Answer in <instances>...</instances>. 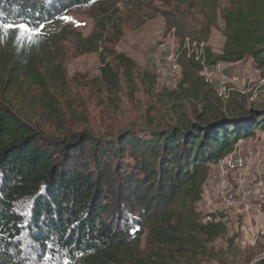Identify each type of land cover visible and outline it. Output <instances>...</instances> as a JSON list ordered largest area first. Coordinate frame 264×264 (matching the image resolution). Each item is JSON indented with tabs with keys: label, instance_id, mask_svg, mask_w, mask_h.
I'll use <instances>...</instances> for the list:
<instances>
[{
	"label": "trees",
	"instance_id": "16d2710c",
	"mask_svg": "<svg viewBox=\"0 0 264 264\" xmlns=\"http://www.w3.org/2000/svg\"><path fill=\"white\" fill-rule=\"evenodd\" d=\"M107 1L0 0V264H201L212 255L210 245L228 233L224 215L204 214L197 204L210 164L264 130V108L229 106L224 114L216 94L214 105L206 102L204 113L186 124L130 127L101 137L87 130L48 133L8 102L24 81L39 83L46 90L38 97L40 116L50 124L61 119L47 85L64 86L58 55L69 37L78 53L103 55L104 86L121 90L120 72L106 56L126 75L134 61L106 44L123 36L122 23L100 19L86 37L62 24L69 11ZM159 1L180 40L209 42L213 30L222 32L220 52L206 47L209 65L248 61L264 76V0ZM179 62L181 78L167 96L204 93L208 100L215 89L201 64L185 56Z\"/></svg>",
	"mask_w": 264,
	"mask_h": 264
},
{
	"label": "rangeland",
	"instance_id": "374dc122",
	"mask_svg": "<svg viewBox=\"0 0 264 264\" xmlns=\"http://www.w3.org/2000/svg\"><path fill=\"white\" fill-rule=\"evenodd\" d=\"M104 9L107 12L104 13ZM163 9L166 7L159 0H109L75 8L64 16L63 26L81 33L82 37L93 32L100 19L111 17L122 23L123 36L114 44H106L108 48H114V51L124 53L134 61L133 68L126 75L112 55L106 56L114 70L120 72L122 82L119 92L107 90L104 86L101 74L103 55L96 52L78 53L76 40L69 37L60 43L58 55V65H61L59 74L64 86L60 87L55 82L47 85L60 103L61 119L50 124L45 122L46 117L40 116L42 107L37 104L38 97L46 90L39 83L30 87V83L24 81L21 88L8 95V102L11 100L21 116H33L36 122L43 123L48 133L57 135L87 130L106 137L130 127L186 124L198 119L205 111L206 102L212 105L216 102L215 91L207 96L208 100L203 99L204 93L197 97L179 94L171 99L167 96L168 92L177 86L152 64L160 43L170 32L175 31L174 27H167ZM2 33L4 31H0V37ZM5 37L8 42L7 33ZM223 38L221 31L213 30L210 41L206 43L218 52L221 51ZM175 50L180 51L177 42ZM224 68H221L224 74L237 72ZM249 69L252 70L251 67ZM223 78H216L213 85L215 89L219 90L223 85ZM228 85L234 91L228 99L220 98L218 104L223 107L224 114H227L226 108L229 106L264 108V85L248 81L231 82ZM31 101L35 103L34 107H29ZM251 150L257 151V156L247 166L250 176L244 187L238 173L230 174V188L235 198L233 205L227 206L220 198L214 176L218 175L222 160L237 155L247 156ZM210 168L207 188H204L203 198L197 208L204 214L217 212L224 215L221 219L227 224L228 233L210 245L212 255L204 257L201 264H255L264 260V130L258 129L254 135L238 140L223 158L210 164ZM244 189H252L253 192L244 195Z\"/></svg>",
	"mask_w": 264,
	"mask_h": 264
},
{
	"label": "built area",
	"instance_id": "2783aa9c",
	"mask_svg": "<svg viewBox=\"0 0 264 264\" xmlns=\"http://www.w3.org/2000/svg\"><path fill=\"white\" fill-rule=\"evenodd\" d=\"M180 46V51L175 50V43ZM206 47L207 43L204 41H198L187 36L183 40H180L176 32L173 30L169 35L159 45V49L155 54L152 64L163 74H165L168 79L170 77V82L176 85L182 75V68L179 62L180 57L185 56L187 58H192L201 64V75L204 77L205 82L215 86V80L218 77H224V83L219 90L215 89L216 94L221 99H228L234 88L229 86L231 82L248 81L249 83H258L259 85H264V76L259 72H255L246 66L238 69L237 72L233 74H224L221 68L225 63H218L215 65H209L206 60ZM225 68H229L228 66ZM224 68V69H225ZM241 74V76H240ZM235 84V83H232ZM213 86V87H214ZM256 152L251 150L249 155H237L231 158H225L220 164V171L218 175L214 176L217 180L219 187V195L223 200L224 204L227 206H232L234 203L235 195L232 193L230 188V174L238 173L240 176V182L242 187L247 182L250 173L247 171V166L256 159ZM204 188H207L205 183ZM252 189H244V195H251ZM206 220H210L208 217ZM264 233V231H263Z\"/></svg>",
	"mask_w": 264,
	"mask_h": 264
},
{
	"label": "crops",
	"instance_id": "0c3cea01",
	"mask_svg": "<svg viewBox=\"0 0 264 264\" xmlns=\"http://www.w3.org/2000/svg\"><path fill=\"white\" fill-rule=\"evenodd\" d=\"M212 39H214V36L212 37ZM223 39H224V38H223ZM211 42H212V41H211ZM222 43L224 44V41H223ZM222 47H223V45L221 46L220 49H222ZM218 52H220V51H218ZM225 66H228L229 68H231V69H235V70H238V69L242 68L243 66H246L247 68L251 67L253 71L258 72V70L255 69V68L252 66L251 62H248V63H245V62H244V63L236 64V65H229V64H226Z\"/></svg>",
	"mask_w": 264,
	"mask_h": 264
},
{
	"label": "snow or ice",
	"instance_id": "6c2138e0",
	"mask_svg": "<svg viewBox=\"0 0 264 264\" xmlns=\"http://www.w3.org/2000/svg\"><path fill=\"white\" fill-rule=\"evenodd\" d=\"M65 19H67V18H65ZM5 27H23V28H27V26L26 25H5ZM28 30H30V29H28Z\"/></svg>",
	"mask_w": 264,
	"mask_h": 264
},
{
	"label": "water",
	"instance_id": "95a60500",
	"mask_svg": "<svg viewBox=\"0 0 264 264\" xmlns=\"http://www.w3.org/2000/svg\"><path fill=\"white\" fill-rule=\"evenodd\" d=\"M225 119H227V118H226V117L220 118V119H218L217 121H215V123H216V122L223 121V120H225Z\"/></svg>",
	"mask_w": 264,
	"mask_h": 264
}]
</instances>
